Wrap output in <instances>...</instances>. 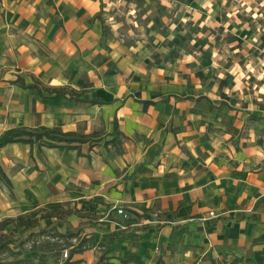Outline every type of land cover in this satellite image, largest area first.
Wrapping results in <instances>:
<instances>
[{"label": "crops", "instance_id": "1", "mask_svg": "<svg viewBox=\"0 0 264 264\" xmlns=\"http://www.w3.org/2000/svg\"><path fill=\"white\" fill-rule=\"evenodd\" d=\"M110 3L0 0V141L37 128L90 138L3 147L0 223L80 212L68 222L96 247L59 264H264V98L227 63L240 49L211 13L219 0H143L147 30L130 35ZM18 78L76 96L41 97Z\"/></svg>", "mask_w": 264, "mask_h": 264}, {"label": "trees", "instance_id": "2", "mask_svg": "<svg viewBox=\"0 0 264 264\" xmlns=\"http://www.w3.org/2000/svg\"><path fill=\"white\" fill-rule=\"evenodd\" d=\"M262 40L264 41V37ZM177 42L173 41V43ZM11 85H19L24 90L37 92L41 97H43L44 92L56 97L76 96L74 91L48 88L37 80L34 81V84L29 85L24 79L18 78ZM89 139V137L78 138L72 133H63L60 129H18L6 133L4 140L0 141V150L6 145L15 143L32 147L37 144L40 147L77 150L78 146L76 145L87 144ZM0 182L12 191V184L1 166ZM72 215H80V212L65 210L62 207H49L36 209L16 219H7L1 222V233L10 227L13 229L7 234L0 235V264H46L43 261L48 260H53L55 264H59L65 251H68V259H70L74 254H82L96 247L94 240L81 237L84 225L77 228L70 225L68 219ZM44 221L51 223L43 226ZM64 226L67 227V231L62 234L59 229ZM115 239L116 236H112L111 242ZM74 241L76 242L74 243ZM100 248H103L106 253L110 244L106 247L100 246ZM62 264L73 263L68 260Z\"/></svg>", "mask_w": 264, "mask_h": 264}, {"label": "rangeland", "instance_id": "3", "mask_svg": "<svg viewBox=\"0 0 264 264\" xmlns=\"http://www.w3.org/2000/svg\"><path fill=\"white\" fill-rule=\"evenodd\" d=\"M143 0H111V9L108 13L109 22L117 26L121 23L124 34H140L146 32L147 20H142L147 14L141 5ZM153 2L156 0H152ZM220 7L213 4L211 13L223 12L227 16L233 34L229 38L238 44L240 52L234 56L231 54L228 64L235 59L236 72L245 77L249 83L248 89L256 93V101L259 97L264 98V0H219ZM156 5V4H155ZM168 16L166 11L160 12L155 6L152 16ZM236 17V20L234 19ZM138 25V27H136ZM263 105V104H260ZM50 221H44L43 226ZM64 231V229L62 230ZM83 229V233H85ZM75 242V241H74ZM62 260H66L62 255ZM51 262V260H49ZM53 262V260H52Z\"/></svg>", "mask_w": 264, "mask_h": 264}, {"label": "built area", "instance_id": "4", "mask_svg": "<svg viewBox=\"0 0 264 264\" xmlns=\"http://www.w3.org/2000/svg\"><path fill=\"white\" fill-rule=\"evenodd\" d=\"M116 212L118 213V215H119L121 218H123V220H124V219L127 220V221L130 220V215H129L127 212H124L122 209H117ZM216 217H217L216 213H215V212H211V213L209 214V217H208V218L211 219V218H216ZM123 229H125V230L128 229V226H124ZM63 257H64L65 259L68 258V251H65V252L63 253Z\"/></svg>", "mask_w": 264, "mask_h": 264}]
</instances>
